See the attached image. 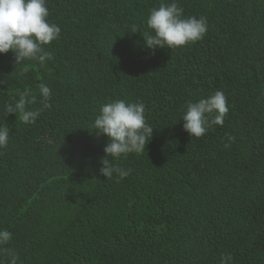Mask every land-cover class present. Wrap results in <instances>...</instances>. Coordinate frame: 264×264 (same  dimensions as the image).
Returning a JSON list of instances; mask_svg holds the SVG:
<instances>
[{"label": "trees", "instance_id": "16d2710c", "mask_svg": "<svg viewBox=\"0 0 264 264\" xmlns=\"http://www.w3.org/2000/svg\"><path fill=\"white\" fill-rule=\"evenodd\" d=\"M172 0H46L58 39L52 59L0 55V230L17 264H264V0H177L206 17L202 40L149 50L153 8ZM51 107L35 124L4 106L28 92ZM222 91L223 126L190 137L189 103ZM142 102L154 129L141 154L100 175L102 105ZM234 140L225 148L227 137ZM111 160V157H109ZM0 251V264H9Z\"/></svg>", "mask_w": 264, "mask_h": 264}, {"label": "clouds", "instance_id": "9594fccd", "mask_svg": "<svg viewBox=\"0 0 264 264\" xmlns=\"http://www.w3.org/2000/svg\"><path fill=\"white\" fill-rule=\"evenodd\" d=\"M46 0H0V55L12 52L16 64L26 60L36 61L44 66L52 59L51 52L46 51L59 38L61 29L49 23ZM150 33L143 35L145 47L149 50L180 48L202 40L208 29L206 17H184V9L177 0L161 3L153 8L147 19ZM42 107L28 110L27 106L36 103V97L28 92L19 95L14 103L4 106L6 115L17 113L22 123L35 124L41 112L51 107L49 103L52 92L48 85L39 84ZM145 105L142 102L115 100L102 105L93 127L98 136L107 137L104 157L99 161L100 175L112 178L116 174L125 178L130 170L118 167L114 161L121 156L146 151L153 128L146 122ZM229 112L228 102L222 91H216L205 99L189 103L183 114L184 130L190 137H203L213 125L223 126ZM10 128L6 123L0 124V149L9 144ZM234 137L228 136L225 148H229ZM111 157V160L109 159ZM12 239V233L0 230V251L7 252L9 264H17L19 257L11 249L4 247Z\"/></svg>", "mask_w": 264, "mask_h": 264}]
</instances>
